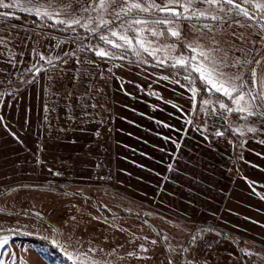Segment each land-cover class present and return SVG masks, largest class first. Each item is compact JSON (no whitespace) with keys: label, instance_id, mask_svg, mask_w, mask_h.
I'll return each mask as SVG.
<instances>
[{"label":"rangeland","instance_id":"obj_1","mask_svg":"<svg viewBox=\"0 0 264 264\" xmlns=\"http://www.w3.org/2000/svg\"><path fill=\"white\" fill-rule=\"evenodd\" d=\"M69 3L68 11L87 15L81 11L86 0ZM0 11L16 17L7 20L12 31L0 33L7 41V49L0 47L4 264H49L9 230L47 239L72 264L87 248L109 264H264V118L245 121L218 104L213 111L201 101L233 105L205 92L200 81L193 100L181 87L185 79L177 84L158 70L172 57L196 55L186 46L196 39L191 22L177 21L179 43L167 34H144L152 47L175 44L157 54L169 57L159 64L79 27L65 31L51 20L25 19L30 14L16 8ZM97 47L125 58L97 56ZM256 51L264 57V45ZM33 65L41 68L34 81ZM262 69L264 62L257 73ZM243 75L249 80L247 69ZM245 126L258 131H235Z\"/></svg>","mask_w":264,"mask_h":264},{"label":"snow or ice","instance_id":"obj_2","mask_svg":"<svg viewBox=\"0 0 264 264\" xmlns=\"http://www.w3.org/2000/svg\"><path fill=\"white\" fill-rule=\"evenodd\" d=\"M14 8L21 12L34 14L45 21L51 20L54 25H64L63 30L65 31L71 29L75 32L79 27L88 33L99 34L98 39L111 45L112 48L131 49L137 55L143 51L157 59L159 64H167L169 57L159 58L157 54L174 51L175 44H161L152 47L153 42L146 41L144 34L153 37L167 34L179 43L182 36L177 21L187 20L192 23L191 30L195 33L196 39L186 46L196 55L191 58L172 57L169 65L178 67L186 73L184 79L187 85H181V87H187L193 93L191 99L195 100L196 94L200 91L196 87V82L200 81L205 92L220 93L227 97L233 105L230 107L228 104L211 99L201 101L205 106L212 105L213 111L218 104V107L225 113L239 114L240 118L245 121L253 117L264 118V69L259 74L256 70L264 62V57H259L256 51L257 46L264 45V0H160L159 3L157 0H86V3L81 5V11L87 13L86 16L75 14V9L68 11L71 8L69 0H10V2L0 0V9ZM156 13H164V17L158 18ZM9 17L16 18L14 13L0 11V33L12 31L7 28ZM161 25L168 27L158 30V26ZM102 30L106 34H103ZM76 39L78 38H74V41ZM199 40H206L207 47L200 45ZM0 47L7 49V41L3 35H0ZM95 54L111 59L125 58L99 47L95 49ZM40 59L46 58L41 55ZM47 62L53 65L51 59ZM33 68L36 73L33 76L34 81L41 68L36 65H33ZM246 69L249 80L244 79L243 73ZM162 78L169 79V77ZM175 83L179 84V80ZM3 98L4 93L0 92V101ZM90 106L96 107L95 104ZM3 121L4 117L0 115V124ZM252 123H255V120ZM235 131L243 136L258 130L245 126ZM215 134L223 135L222 132ZM253 184L254 182L249 181L250 187ZM261 199H264V196H261ZM2 232L3 229L0 228V233ZM192 239L195 241L197 237L193 236ZM8 243L7 237L0 236V250ZM151 243L155 244L156 241L153 240ZM76 247H80L79 243ZM141 249L147 251L143 245ZM94 251L96 249L87 248L78 252L76 264H109L108 261L90 255ZM3 254V251H0V256ZM129 255H135V253L130 252ZM245 255L251 257L255 253L246 252ZM0 264H4L2 259H0Z\"/></svg>","mask_w":264,"mask_h":264},{"label":"trees","instance_id":"obj_3","mask_svg":"<svg viewBox=\"0 0 264 264\" xmlns=\"http://www.w3.org/2000/svg\"><path fill=\"white\" fill-rule=\"evenodd\" d=\"M15 13H17V12H15ZM28 18L31 21L40 23V20L34 14H30L25 19H28ZM45 26H49L50 28H54V26H52V24H50V23L41 22L40 27H45ZM56 29L58 30L59 28H56ZM59 30H62V29L60 28ZM40 64L41 63H39L38 65H40ZM140 66L146 67L145 65H142V64H140ZM158 70L161 73H163L165 76H167V77H169L171 79H174V80H176L178 78H180V79L182 78L184 80V76L186 75V73L184 71H182L178 67H169V66L160 67V66H158ZM26 77H30V76L27 75ZM210 230H212V229H210ZM212 231L214 233H218L216 230H212ZM6 234L11 236V239H13V240H17L19 242H23L25 244L34 246L39 251L41 250L40 251L41 256L49 264H72V262L68 259V257L65 256L59 250L58 246H55V245L51 244L45 238L37 237V236H34V235H27V234L17 233V232H15V230L14 231L13 230H9V231H7ZM234 243L239 245L238 242H234ZM43 251H45V253H43Z\"/></svg>","mask_w":264,"mask_h":264}]
</instances>
